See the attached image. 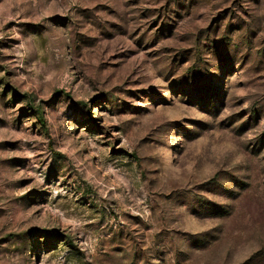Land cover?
Segmentation results:
<instances>
[{
  "label": "rangeland",
  "instance_id": "rangeland-1",
  "mask_svg": "<svg viewBox=\"0 0 264 264\" xmlns=\"http://www.w3.org/2000/svg\"><path fill=\"white\" fill-rule=\"evenodd\" d=\"M0 264H264V0H0Z\"/></svg>",
  "mask_w": 264,
  "mask_h": 264
},
{
  "label": "trees",
  "instance_id": "trees-1",
  "mask_svg": "<svg viewBox=\"0 0 264 264\" xmlns=\"http://www.w3.org/2000/svg\"><path fill=\"white\" fill-rule=\"evenodd\" d=\"M39 115V114H38ZM39 118H41V116L39 115ZM42 122H43V118H41Z\"/></svg>",
  "mask_w": 264,
  "mask_h": 264
}]
</instances>
